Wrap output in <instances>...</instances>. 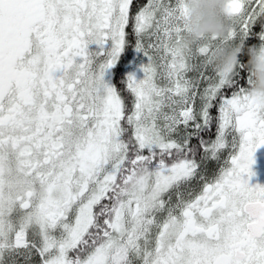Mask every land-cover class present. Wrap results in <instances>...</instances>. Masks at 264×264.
Here are the masks:
<instances>
[{
    "label": "snow or ice",
    "instance_id": "1",
    "mask_svg": "<svg viewBox=\"0 0 264 264\" xmlns=\"http://www.w3.org/2000/svg\"><path fill=\"white\" fill-rule=\"evenodd\" d=\"M226 14L188 45L185 0H0V264H264V105L211 58L264 0Z\"/></svg>",
    "mask_w": 264,
    "mask_h": 264
},
{
    "label": "clouds",
    "instance_id": "2",
    "mask_svg": "<svg viewBox=\"0 0 264 264\" xmlns=\"http://www.w3.org/2000/svg\"><path fill=\"white\" fill-rule=\"evenodd\" d=\"M185 3L188 28L186 44L192 45L202 37L222 38L231 28V20L226 14L228 0H185ZM241 55L247 56L245 66L252 76L249 96L256 103L264 105V46H234L213 52L211 58L217 71L230 76Z\"/></svg>",
    "mask_w": 264,
    "mask_h": 264
},
{
    "label": "flooded vegetation",
    "instance_id": "3",
    "mask_svg": "<svg viewBox=\"0 0 264 264\" xmlns=\"http://www.w3.org/2000/svg\"><path fill=\"white\" fill-rule=\"evenodd\" d=\"M138 67V64L133 65H125V63H121L120 71H122L125 75L127 73L135 71ZM254 164L252 165V171L255 173L251 177L250 184H260L264 186V146L259 147L254 153Z\"/></svg>",
    "mask_w": 264,
    "mask_h": 264
},
{
    "label": "trees",
    "instance_id": "4",
    "mask_svg": "<svg viewBox=\"0 0 264 264\" xmlns=\"http://www.w3.org/2000/svg\"><path fill=\"white\" fill-rule=\"evenodd\" d=\"M259 29H257L258 31ZM259 42L257 40H250L248 41V46L254 45V44H258ZM247 47V46H246ZM139 54L135 53L134 51H128L124 57L121 63H125V65L129 66L130 64H133L134 61L136 60V58L138 57ZM242 59H244L245 61H247V56L243 55Z\"/></svg>",
    "mask_w": 264,
    "mask_h": 264
},
{
    "label": "rangeland",
    "instance_id": "5",
    "mask_svg": "<svg viewBox=\"0 0 264 264\" xmlns=\"http://www.w3.org/2000/svg\"><path fill=\"white\" fill-rule=\"evenodd\" d=\"M141 55L139 54V57H138V61H137V63L136 64H138V66H139V64H140V62H141ZM132 72H135L136 73V75L138 76V77H142V75H143V73L142 72H140L139 70H138V67H137V69L135 70V71H132Z\"/></svg>",
    "mask_w": 264,
    "mask_h": 264
}]
</instances>
